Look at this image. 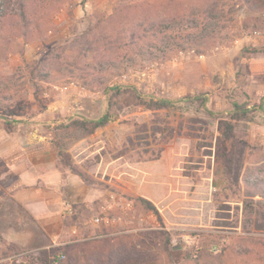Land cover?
<instances>
[{"label":"rangeland","instance_id":"1","mask_svg":"<svg viewBox=\"0 0 264 264\" xmlns=\"http://www.w3.org/2000/svg\"><path fill=\"white\" fill-rule=\"evenodd\" d=\"M29 11L27 28L13 18L0 29V127L26 148L27 136L48 142L55 163L31 168L29 181L63 187L51 217L40 203L38 219L0 200V264H264V222L257 206L246 210L263 199L248 198L244 182L264 179V0H35ZM147 19H177L150 55L149 41L135 47L124 30ZM116 84L168 100L204 94L218 112L252 109L227 144L230 175L215 150L224 120L196 108L152 112L128 92L119 119L87 134L76 123L102 116Z\"/></svg>","mask_w":264,"mask_h":264},{"label":"trees","instance_id":"2","mask_svg":"<svg viewBox=\"0 0 264 264\" xmlns=\"http://www.w3.org/2000/svg\"><path fill=\"white\" fill-rule=\"evenodd\" d=\"M35 0H0V29L3 28L6 22H8L10 19H18L20 20L21 24L24 27H28L31 20L29 19L28 12L30 13V7L33 5ZM203 15L207 19V23L210 25L212 23L217 24L218 18L216 17V11L215 10H206L203 12ZM148 20V19H147ZM145 21V20H144ZM139 21L137 23H134V25H131L130 27H126L124 30H130L131 36L130 40L132 44H135V47L140 45V42H146L149 41V48L146 50V55H150L151 50H157L160 52L159 44L162 43V38L164 37V32H167L171 29V27H174L177 25V19H172L171 21H161V20H154L149 19L147 22ZM171 22V23H167ZM175 24L174 26H171ZM169 27V28H168ZM210 27V26H209ZM206 30L207 27L205 28ZM204 29V30H205ZM163 30V31H160ZM159 34V35H158ZM206 35V34H205ZM205 35H203L201 38L204 39ZM106 36H104L105 38ZM101 39L103 37H100ZM151 42V43H150ZM153 44L157 46L156 48H152ZM180 46L179 51L177 53L181 54L186 51V43L185 41L183 43L178 44ZM148 47V46H146ZM175 48V47H173ZM166 52V51H163ZM54 58V54H53ZM52 60V58H51ZM50 59L46 58L43 62V71L46 72V75H44V78H47L49 76V73L46 71L50 64ZM128 92H132L135 96L134 99V105L138 107H143L148 111H179V110H190V107L196 108V112L200 113L203 112L206 115H208L211 118L224 120V133L222 137L216 142L215 150L216 155L219 159L222 160V162L227 166V172H232V164L233 160L230 159V156H233L234 152H231L232 150L228 149V143L229 141L234 137L235 134V124L242 121H250V114L252 113V109H248L247 106L244 104H240L239 102H234L232 104V109L228 111L218 112L213 111L209 109L208 102L209 99L204 94H199L194 97H186L182 100H168V99H162L157 98L155 96H145L138 92L134 87L125 86V85H112L105 89V95L108 98V108L106 112L98 117L97 119L89 120V119H82L80 122H77L78 124L87 134H92L98 129H102L107 127L109 124L117 121L119 119V116L114 113V110L118 108L120 99ZM262 104L260 107L262 108ZM171 139H173V134L165 135L163 138V142L167 143ZM225 150V152H224ZM163 151V150H162ZM160 158V154H154V157L151 160H158ZM250 177H245L244 182L247 184L249 188H253V192L249 193L248 198H255L256 196L262 197V201H256V203L249 204V202H246V210L250 209L251 212H253L254 206H257L259 210L256 211V222H264V179L257 180L255 183L251 182ZM141 202H145L148 204L149 208L147 210L153 212L159 220H161L160 213L158 209L149 201H146L144 199H138ZM252 222V220H250ZM43 253V252H42ZM46 253V252H45ZM202 256H210L205 251L201 252ZM204 258V257H203ZM56 258L52 259L49 264H52V262ZM217 257H212V260L207 261L205 258L201 263L197 264H216L213 261L217 260ZM219 263L217 264H225V262L218 260ZM60 264H63L61 261ZM133 264H141V261H136Z\"/></svg>","mask_w":264,"mask_h":264},{"label":"crops","instance_id":"3","mask_svg":"<svg viewBox=\"0 0 264 264\" xmlns=\"http://www.w3.org/2000/svg\"><path fill=\"white\" fill-rule=\"evenodd\" d=\"M27 138L32 140L33 148L21 145L19 133L8 134L0 127V200L2 201L8 196L14 203L18 202L38 219L44 217L36 212V206L40 203L45 206L47 211L45 218L51 217L49 215L53 214V208L48 207H51L53 203L52 191L55 188L63 187V183H31L29 179L31 168H51L55 163L53 148L48 142L33 141L32 138L35 137L30 136ZM5 172L8 175L4 174ZM7 176L10 178L8 181L5 178ZM42 187L48 188V190ZM48 196L49 199H47ZM41 197L44 199H38Z\"/></svg>","mask_w":264,"mask_h":264},{"label":"built area","instance_id":"4","mask_svg":"<svg viewBox=\"0 0 264 264\" xmlns=\"http://www.w3.org/2000/svg\"><path fill=\"white\" fill-rule=\"evenodd\" d=\"M96 221H98V220H96ZM63 258H64V257L56 258V259L52 262V264H60V262L63 260Z\"/></svg>","mask_w":264,"mask_h":264}]
</instances>
